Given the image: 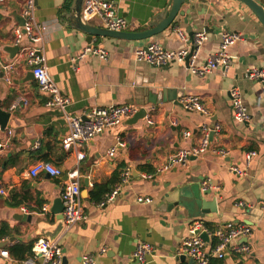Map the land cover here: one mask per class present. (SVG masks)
I'll return each mask as SVG.
<instances>
[{
	"label": "crops",
	"instance_id": "obj_1",
	"mask_svg": "<svg viewBox=\"0 0 264 264\" xmlns=\"http://www.w3.org/2000/svg\"><path fill=\"white\" fill-rule=\"evenodd\" d=\"M72 2L37 0L36 11L37 20L46 27L44 54L49 72L72 103L69 114L84 117L94 107L126 105L145 109L147 115L135 123L131 120L136 114L125 117L118 126L98 135L83 148L86 157L79 162L77 152L66 151L62 145L69 131L64 114L58 108L46 107V95L34 79L28 81L31 67L17 58L18 53L11 58L9 48L16 46L13 29L22 25L24 2L0 0V72L3 66H12L8 76L0 77V105L11 112L7 129L0 131V143H8L0 150V185L9 193L8 197L0 196V230L5 225L11 236L0 241L16 238L2 249L19 242H33L34 246L43 237L37 234V224L56 222L51 210L61 200L67 174L78 170L87 219L63 230L56 239L63 248L65 264H82L84 256L94 258L97 264H194L191 258H182L179 249L195 221H203L209 229L228 223L252 226V237L235 241L223 264H264V84L247 79L249 70L264 67L263 25L237 0L187 2L183 10H191L188 20L197 23L193 30L208 36L198 66L217 52L224 31L244 36L229 49L232 62L227 70L200 77L179 63L154 67L137 61L136 51L143 46L142 41L93 37L89 43L88 36L66 18ZM113 2L117 14L129 23L124 31L142 32L150 29V22L166 8L168 0ZM89 23L101 27L98 18ZM209 24V31H205ZM188 27L179 17L173 28L145 40L144 45L157 43L170 51L186 49L192 45ZM177 28L188 41L179 37ZM88 45L103 48L107 58L88 55L76 60ZM232 88L240 89L248 108L250 120L245 124L233 121ZM22 96L28 99V106L19 102L13 108ZM191 96L200 99L208 114L184 109L182 101ZM216 124L221 131L210 135L209 148L203 154L184 166L157 173L170 156L201 144L203 126L213 128ZM187 132H191L188 138ZM113 148L115 155L109 157ZM217 150L229 154L222 157L215 153ZM251 151L257 155L248 164L246 154ZM38 161L60 167L64 176L57 179L41 174L31 178L29 170ZM231 166L244 174L231 172ZM127 170L130 180L125 192L114 203L100 207ZM144 174L156 175L148 180ZM205 183L211 185V193L204 199L217 201L218 212L213 217H206L193 198H186V194L193 195V189L205 193ZM139 197L152 202L139 203ZM184 200L190 207L182 204ZM26 215H32L31 224L25 222ZM246 243L249 253L238 255L236 249ZM140 244L154 247L142 261L135 258ZM2 249L0 264H24L11 255L3 257Z\"/></svg>",
	"mask_w": 264,
	"mask_h": 264
},
{
	"label": "built area",
	"instance_id": "obj_2",
	"mask_svg": "<svg viewBox=\"0 0 264 264\" xmlns=\"http://www.w3.org/2000/svg\"><path fill=\"white\" fill-rule=\"evenodd\" d=\"M24 2L25 8L23 10V25H16L13 29L14 41L18 46L19 52L17 58L23 60L29 67L34 76V80L46 97V107L58 108L64 114L65 122L68 126V134L64 137L62 145L64 150L77 152L78 161L85 159L86 155L83 148L92 142L98 135L118 126L123 118L136 114L139 109L131 106H116L110 105L108 107H94L84 117L71 116L68 112L72 105L69 98L65 97L56 82L50 75L47 59L44 54V33L46 27L41 24L36 18L37 0H21ZM83 9V16L85 21H91L98 18L101 22V27L111 31H124L129 23L126 18L117 14L116 7L113 0H87ZM176 33L183 41H188L186 35L180 29H175ZM208 40V36L204 32L196 33L191 46L179 51H170L164 49L157 43H150L143 45L136 51L137 61H145L154 67H164L172 63H179L184 65L192 75L204 77L216 70H227L231 65V58L229 56V49L237 42L244 40V36L239 33H232L224 31L222 33L221 44L217 52L208 56L205 62L198 66V58L200 50L204 43ZM88 55L97 56L101 59H106L107 52L99 47L88 45L83 52L76 58L81 60ZM2 53L0 52V59ZM12 69L11 65L3 66L2 70L5 77ZM1 74V72H0ZM247 79L257 81L264 84V67L253 68L247 72ZM10 82V80L8 79ZM231 98L232 118L236 124H245L250 120L248 108L243 99L239 88H232L229 90ZM23 103L28 106L29 102L25 96L19 98L17 104L13 106L16 108L18 103ZM182 106L187 111H197L201 114H208L202 102L198 97L191 96L182 101ZM148 118V117H147ZM148 123L153 124L152 120L148 119ZM7 129V128H6ZM3 128L0 126V131ZM204 138L201 144L190 150H182L177 154L170 156L166 164L158 170L157 173L167 172L178 166H184L191 158L198 157L203 154L210 145V135L221 131L220 125L216 124L213 128L203 126ZM12 134L11 130H8ZM191 136V132H187L185 137ZM8 145L7 142L0 143V150ZM116 148L108 152L109 157H114ZM216 154L225 157L229 154L226 150H217ZM257 155L256 152H248L246 160L249 164L253 157ZM231 172L241 176L244 172L235 166H231ZM156 173V174H157ZM41 174H46L51 178H61L64 176L63 170L46 161H38L33 164L29 170L31 178H37ZM156 174H144V179L151 180ZM68 181L65 183L61 200L63 203L62 217L64 220V231L71 229L77 223L85 221L87 216L81 203V185L78 170H73L67 174ZM130 171L123 172L121 180L115 185L114 189L109 192L103 202L99 205L104 207L107 204L114 203L118 197L124 192L126 185L129 184ZM211 185L205 183L202 188L203 191L208 190ZM7 189L0 185V196L8 197ZM139 203L148 204L152 200L149 198H137ZM23 212L28 214L26 209ZM207 232L210 240L213 242L207 243L200 234ZM189 234L181 244L179 255H184L193 260L194 264H210L211 259H221L226 257L227 251L232 244L241 239L249 238L253 235V227L245 223H228L226 226H218L209 229L203 221H195L189 226ZM1 242V241H0ZM249 245L242 244L236 249L238 255L249 253ZM33 254L26 259L24 264H62L64 259L63 248L58 241L50 242L46 238L40 237L35 241L33 246ZM154 252V247L150 244H140L135 252V258L144 260L147 255ZM1 255L9 258L10 254L7 250L2 249ZM82 264H97L96 260L89 256L82 258Z\"/></svg>",
	"mask_w": 264,
	"mask_h": 264
},
{
	"label": "water",
	"instance_id": "obj_3",
	"mask_svg": "<svg viewBox=\"0 0 264 264\" xmlns=\"http://www.w3.org/2000/svg\"><path fill=\"white\" fill-rule=\"evenodd\" d=\"M192 0H168L166 8L156 15L152 22H150L149 26L150 29L142 32H126V31H111L104 29L102 27H98L96 25H93L89 23L88 21L84 20L83 16V9L86 3V0H73L72 5L69 7V16L68 18L71 21V25L82 32H84L88 39L87 41L89 43H92L93 37H111L115 39H122V40H135V41H142L143 45L145 44V40L153 38L155 36H158L169 29L173 28L178 22L179 17L184 19V22L189 25V27L186 29V32L190 38V43H193L195 31L193 30L192 25L197 24L194 20H188V16L191 13V10H183V6ZM241 3H243L247 8H249L253 14L257 17L259 22L264 27V7L259 4L256 0H237ZM25 20L23 18H20V24H24ZM211 24V22H210ZM207 26L205 28V31H209V27L211 25ZM214 30V28H213ZM19 47L14 46L13 48H9V52L11 53V58L13 59L15 55L19 52ZM4 76V72H1L0 77L2 78ZM34 79L33 73L30 72L28 75V81ZM147 115V111L145 109H141L136 113L134 116V119L131 120V123H135L136 121L143 120ZM11 118V112L5 111L1 108L0 105V126L3 129H6L8 126V122ZM67 180V177L65 178ZM193 195L186 194L187 199L193 198L196 201V204L200 206L203 214L206 217H213L214 214L218 212L217 210V201H206L204 199V196H207L211 193L210 190L203 191L202 195L200 194V191L194 190ZM184 194V193H183ZM184 196V195H183ZM186 204L190 207L189 202H185V200L182 202V204ZM63 203L62 200H57L55 202V205L53 209L51 210V213L57 216L56 222L54 224H49L47 222H39L37 224V234L43 236L50 242H54L59 235L64 230V220L62 217L63 212ZM28 224H31L32 222V215H26L24 216ZM19 220H22L20 218ZM200 237L203 238L207 243H210V237L207 232H203L200 234ZM16 238L13 236L9 240L0 242V248H4L10 243L14 242ZM182 258H185L183 255ZM138 260H136L137 262ZM66 259H63V263L65 264ZM139 262V261H138ZM140 263V262H139Z\"/></svg>",
	"mask_w": 264,
	"mask_h": 264
},
{
	"label": "trees",
	"instance_id": "obj_4",
	"mask_svg": "<svg viewBox=\"0 0 264 264\" xmlns=\"http://www.w3.org/2000/svg\"><path fill=\"white\" fill-rule=\"evenodd\" d=\"M261 3L264 4V0H260ZM116 177V175H115ZM99 190L96 192L98 193ZM93 197L96 198V195L93 194ZM96 200L98 202H101V198H96ZM11 236V232L6 228L5 225H3V227L0 230V240H4L7 239ZM32 248H33V242H30L28 244L25 243H15L12 246H9L6 248V250L9 252V254L16 260L19 261H25L26 259H28L29 257L32 256L33 252H32ZM210 264H223V260L221 259H211Z\"/></svg>",
	"mask_w": 264,
	"mask_h": 264
}]
</instances>
